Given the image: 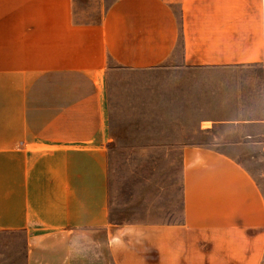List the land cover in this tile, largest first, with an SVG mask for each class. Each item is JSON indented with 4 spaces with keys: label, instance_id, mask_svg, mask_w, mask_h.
Returning a JSON list of instances; mask_svg holds the SVG:
<instances>
[{
    "label": "crops",
    "instance_id": "1",
    "mask_svg": "<svg viewBox=\"0 0 264 264\" xmlns=\"http://www.w3.org/2000/svg\"><path fill=\"white\" fill-rule=\"evenodd\" d=\"M106 2L0 0V232L26 233V264H264L263 0ZM109 60L259 68L253 116L181 147L176 220L111 214Z\"/></svg>",
    "mask_w": 264,
    "mask_h": 264
},
{
    "label": "rangeland",
    "instance_id": "2",
    "mask_svg": "<svg viewBox=\"0 0 264 264\" xmlns=\"http://www.w3.org/2000/svg\"><path fill=\"white\" fill-rule=\"evenodd\" d=\"M257 70L169 65L131 69L109 60L108 163L113 218L128 221L178 218L181 147L209 141L208 136L198 131L202 120L253 116L251 112L258 106L252 76ZM14 96V92L0 91V116H8V120L14 116ZM5 106L7 112L3 113ZM240 151L245 153L247 149ZM244 155L241 159L257 173L261 168L260 156ZM27 256L24 231L0 232V264H26Z\"/></svg>",
    "mask_w": 264,
    "mask_h": 264
},
{
    "label": "built area",
    "instance_id": "3",
    "mask_svg": "<svg viewBox=\"0 0 264 264\" xmlns=\"http://www.w3.org/2000/svg\"><path fill=\"white\" fill-rule=\"evenodd\" d=\"M263 2H264V0H263Z\"/></svg>",
    "mask_w": 264,
    "mask_h": 264
}]
</instances>
